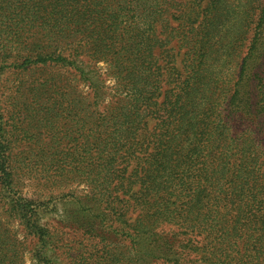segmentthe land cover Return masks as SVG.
Returning <instances> with one entry per match:
<instances>
[{"label": "trees", "instance_id": "trees-1", "mask_svg": "<svg viewBox=\"0 0 264 264\" xmlns=\"http://www.w3.org/2000/svg\"><path fill=\"white\" fill-rule=\"evenodd\" d=\"M66 204L69 264H264V0H0V264Z\"/></svg>", "mask_w": 264, "mask_h": 264}, {"label": "rangeland", "instance_id": "rangeland-1", "mask_svg": "<svg viewBox=\"0 0 264 264\" xmlns=\"http://www.w3.org/2000/svg\"><path fill=\"white\" fill-rule=\"evenodd\" d=\"M209 0H204V2H208ZM98 67L101 68V72L104 73V64L99 63ZM112 84V83H111ZM110 84V85H111ZM81 189V187H79ZM82 209H90L92 213L97 214V211H95L96 207L92 205V203L88 201H83L81 204ZM79 215V210L76 205L73 204H66V205H61L58 207V211L52 215H47L44 217L42 224L47 225L49 228L54 229L57 233L62 234L65 233V235H62L64 238V245L67 246V243H70V247L66 248L64 247L63 249L59 250V253L54 255L52 262L54 264H69L71 257L75 256L76 254V244L72 241H81L82 236L79 232H72L66 230V228L63 227L65 224L62 220L68 221V223H72L74 226L75 224L78 223L77 218ZM76 222V223H75ZM79 222L84 223L82 219H79ZM80 224V223H79ZM35 245V242L30 243V247L26 251V264H31V261L29 260V254L27 253L30 248H33ZM75 246V248H74ZM68 249V250H67Z\"/></svg>", "mask_w": 264, "mask_h": 264}]
</instances>
